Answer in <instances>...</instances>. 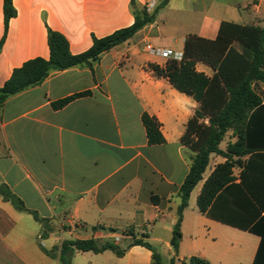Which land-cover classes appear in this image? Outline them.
Returning <instances> with one entry per match:
<instances>
[{"label": "crops", "instance_id": "crops-1", "mask_svg": "<svg viewBox=\"0 0 264 264\" xmlns=\"http://www.w3.org/2000/svg\"><path fill=\"white\" fill-rule=\"evenodd\" d=\"M149 1L13 0L16 15L6 25L0 0V89L25 62L49 59V30L63 34L71 54L79 55L94 38L131 26L134 11ZM155 9V21L132 39L90 65L51 72L0 108V185L27 208L20 211L0 195V264H61L64 241L91 238L115 242L125 253L76 252L72 264H152V251L131 245L135 239L150 243L163 264L170 263L179 191L194 155L181 138L199 103L154 75L149 64L165 66L167 59L146 46L183 53L189 35L214 40L223 22L264 28V0H157ZM233 46L242 51L238 42ZM195 67L207 77L215 73L203 62ZM254 88L264 104V83ZM76 94L83 95L53 107ZM144 114L159 122L164 143L148 142ZM236 141L229 131L220 148ZM211 160L210 174L191 192L183 212L177 264H189L191 257L210 264H253L261 237L197 206L205 180L225 162L216 154ZM242 171L233 168L235 184L241 183ZM32 212L49 221L47 230Z\"/></svg>", "mask_w": 264, "mask_h": 264}, {"label": "trees", "instance_id": "trees-1", "mask_svg": "<svg viewBox=\"0 0 264 264\" xmlns=\"http://www.w3.org/2000/svg\"><path fill=\"white\" fill-rule=\"evenodd\" d=\"M5 23L16 15L13 0H4ZM157 10H135V22L103 38H94L86 52L73 55L66 37L49 30V59L36 58L25 62L13 71L10 79L0 89V108L5 101L20 92L40 85L53 71L74 66L90 65L107 51L132 39L137 32L155 21ZM238 42L242 51L233 46ZM203 62L215 71L212 77L196 70V63ZM156 77L166 78L180 92L192 96L199 108L188 121L181 142L193 152L189 173L185 178L179 197L177 220L173 226L171 246L174 256L169 264H177L176 254L181 241L183 212L188 206L191 192L203 180L210 156L216 154L225 159L218 164L205 180L197 198L199 210L224 224L249 231L261 237L253 264H264V104L254 85L264 83V28L223 22L217 37L209 40L189 35L185 41L181 61L167 60L165 66L149 64ZM65 98L53 104L61 108L77 96ZM209 119V124L204 120ZM148 142H165L160 124L148 114L142 117ZM232 131L237 141L220 148L226 134ZM249 158L243 161L244 157ZM243 167L241 183L235 184L233 168ZM0 195L20 211H27L24 202L6 186L0 185ZM156 202L157 197H152ZM34 218L43 223L48 220ZM47 232V231H46ZM45 232V233H46ZM131 245H141L152 251V264H163L161 255L143 239H135ZM113 251L122 257L125 253L115 242H100L95 238L64 241L60 248L61 264H72L76 252L101 253ZM46 251V250H45ZM52 255L51 252L46 251ZM189 264H210L199 257L189 258Z\"/></svg>", "mask_w": 264, "mask_h": 264}, {"label": "built area", "instance_id": "built-area-1", "mask_svg": "<svg viewBox=\"0 0 264 264\" xmlns=\"http://www.w3.org/2000/svg\"><path fill=\"white\" fill-rule=\"evenodd\" d=\"M157 4V0H150L146 5L145 9L147 12H153ZM146 50L148 52H151L157 56H160L162 58H165L167 60H176V61H181L183 58V53L181 52H175L170 49H160V48H155L152 45H147Z\"/></svg>", "mask_w": 264, "mask_h": 264}, {"label": "rangeland", "instance_id": "rangeland-1", "mask_svg": "<svg viewBox=\"0 0 264 264\" xmlns=\"http://www.w3.org/2000/svg\"><path fill=\"white\" fill-rule=\"evenodd\" d=\"M228 140H229V138L227 137V138L224 140V142H222V143H223L222 146L224 145V147H226V144L228 143ZM212 167H213V161L211 160L210 163H209V166L207 167V169H206V171H205V173H204V175H203V178L207 177V176L210 174V171H211ZM148 241L152 242V240H150V238H148ZM152 243H153V242H152ZM156 247H157L158 251H159L162 255H165V252H163V247H162V245H158V244H156Z\"/></svg>", "mask_w": 264, "mask_h": 264}]
</instances>
